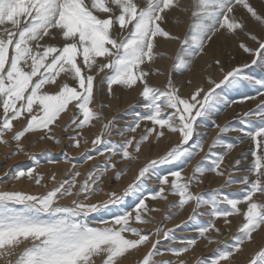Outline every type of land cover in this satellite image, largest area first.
Here are the masks:
<instances>
[{"label":"snow or ice","instance_id":"obj_1","mask_svg":"<svg viewBox=\"0 0 264 264\" xmlns=\"http://www.w3.org/2000/svg\"><path fill=\"white\" fill-rule=\"evenodd\" d=\"M240 11L243 15H237ZM177 12L187 16L183 34L166 28ZM249 20L264 30V13L250 0H189L187 5L183 0H0V144L15 145L6 158L23 154L34 160L22 143L30 134L61 144L54 132L66 113L71 114L62 131L69 133L68 147L79 150L83 142L90 145L86 151L104 157L83 180L78 165L68 158L64 162L70 168L60 180L55 173L47 178L39 173L38 162L36 167L6 171L4 176L13 182L27 180L46 191L0 190V259L5 264H121L127 255L145 247L148 250L138 264H187L186 254L204 241L222 247L214 248L210 257L199 258L197 264H233L243 246L252 243L253 234L264 229V201L259 199L264 197V75L256 73L257 69L264 73V35L255 34ZM181 23L175 20L177 27ZM241 35L245 40H240ZM217 36L235 39L236 48L249 59L225 69L215 58L208 67L214 64L220 79L209 75V87L197 86L187 96L181 95L174 74L192 71ZM58 39L59 44L49 42ZM161 43L175 44L174 51H160ZM227 55L235 58L231 52ZM158 59L171 61L164 88L149 84L150 76L165 74L153 67ZM97 77L109 97H114V85L139 89L143 113H134L126 126L118 128L115 117L103 115L106 105H99L101 110L93 107ZM187 84H192L191 79ZM244 86L254 89V94L232 100L220 95L229 89L239 92ZM250 100L259 103L241 114L240 127L215 125L218 133L207 152L202 142H194L199 120L212 117L221 104L231 107ZM14 122L22 127L17 130ZM96 124L101 128L89 141L84 130ZM228 133H238V143L251 142L250 153L244 154L252 158L246 169L239 168L241 159L230 169L224 167L225 157L237 147L224 139ZM171 135L177 142L139 167L131 182L119 191H104L109 173L119 183L139 162L145 145L151 147L153 140ZM113 136L121 137L120 141H113ZM201 152L204 155L189 176L183 175V168L162 175L155 172L162 165L190 163ZM96 159L86 155L85 163ZM239 171L245 175L233 179ZM209 173L224 183L207 194L193 192ZM150 181L158 189L145 195ZM234 185L240 186L239 196L223 192ZM101 193L106 198L94 202ZM169 196L177 199L168 204L163 221L146 231L155 221L153 213L161 211L147 201H168ZM130 197L137 198L134 207L121 212ZM66 199L69 203L62 204ZM189 205L187 221L192 222L194 235L178 239L175 229L187 221L167 230L164 222ZM104 212H110L111 219H97L96 214ZM201 217L205 222H200ZM233 218H239V223L231 238L215 239L213 234L222 235L217 221L231 231ZM165 256L169 258L156 259ZM248 264H264V247Z\"/></svg>","mask_w":264,"mask_h":264},{"label":"bare ground","instance_id":"obj_2","mask_svg":"<svg viewBox=\"0 0 264 264\" xmlns=\"http://www.w3.org/2000/svg\"><path fill=\"white\" fill-rule=\"evenodd\" d=\"M262 13H264V10L262 11ZM237 14L243 15V12L240 11V12H237ZM183 17H185V16L179 12L174 13L173 15H171L169 17V23L166 25V28L172 32L182 34V32L185 29L186 23L183 21V23H181V25L179 27H177L175 24V20L177 18L183 19ZM172 24L175 25V26L173 25L175 27L174 29L172 27H170V25H172ZM249 28L255 34L264 35V30H262L260 28V26L257 25L255 22L251 21V23H249ZM215 39H217V41L213 42L211 48L207 49L208 54L201 56V57H198L196 59L194 65H193L192 71L188 72L184 76H181V77L174 79L176 85L178 87H180V89H181V95L187 96L189 94V92H191L197 86L202 85L205 88L209 87V85H207V83H206V77L209 75L214 76V78L217 80L220 79V73H219V70L216 68V66L213 64L212 67H208V65L210 63H212V61L215 58L221 59L225 69L231 68L233 66H237L239 64H243L245 61H247L249 59L246 54L242 53L241 51H239L236 48L237 41L235 39H228V38H225L224 36H217V37H215ZM240 40H245V37H243L241 35ZM246 42H248L249 45L252 46V42H250V41H246ZM174 49H175V44H173V43H161V45H160V51H163V52L171 53L174 51ZM228 52H231L232 57H235V58L233 59V58L229 57L227 55ZM170 64H171V61L166 60V59H158L155 62L153 67L158 68L161 72H163L165 74L164 75H152V76H150L148 79H149V84L151 86L156 87V88H164L166 86L167 71H168ZM189 79H191V81H192L191 85L187 84V81ZM99 80H100V77H97V80H96L97 85L99 83L98 82ZM69 83L71 84V81H69ZM104 88H105V86H104ZM242 88L243 87H240V90H242ZM113 89H114V97H109L107 94V90L102 91L101 88H100V90L97 88L96 104H94L93 107L97 108V110H101L99 108V105H101V104L106 105L107 107H104L102 109L103 115L107 116L109 119L115 117L117 124H118V128H122L127 124V122H129L133 119L134 113H141V114L143 113L144 109L140 106L141 104H139V103L143 102V100L139 96V89L128 90V89H124L122 87L113 88ZM240 92H236L233 90L231 91V93L233 95L238 94ZM244 94H249V93H245V91H244L242 93V95H244ZM231 97L240 98L241 96L239 94L238 96H231ZM248 102L249 101H247L243 104H233L230 108H228V109L225 108L226 112H224L222 116H219V114H218L221 112V109L223 107V106H220L218 111L212 117H210V119H207L204 121L203 125L198 124V127H199L198 131H200L201 133L196 137L197 140L195 142L196 143H201V142L203 143L204 152L208 151L209 145L212 143L213 139L217 136L218 129L215 127V125L218 124L221 127H223L225 125H228L232 121H236V123H237L238 120L241 119V114L243 112L247 111L246 108H247ZM137 105H138V107L135 108V106H137ZM132 108H135V112H130L132 110ZM235 112H236V114L234 115ZM70 114L71 113H66V114L62 115V120L60 122L61 127H57L55 129V132H54L55 136L61 140V144L57 145L53 141H50L47 139L40 141L38 139L39 134H35V135L30 134L23 139L22 143L24 145L25 151L27 153H30L31 155L33 153H35L36 157H34L35 158L34 160H29L28 157L23 155V154L16 156L14 159H7L6 158L7 155L10 154V152L15 149V145L12 144L11 148H9V147L4 146L3 144H0V166H2L3 163H7V165L0 172V177L4 178L5 177L4 173L6 171H9V169L13 170L15 168L36 167L37 162H38L39 167L37 168V171L41 174H44L46 178L48 176H50L52 173L56 174L57 180L65 178L66 170L70 168V165L64 162L66 159L64 156H66V154L69 155V159L70 158H76L77 159L78 157L81 158L82 157L81 153L83 152L86 155L89 152V151H86V149L90 148V145H84L83 142H81V147L79 150H77L75 148H68L67 147L68 148L67 151L69 153L63 154V152H62L63 156H61L60 158L55 157V156H57L55 154L57 152H59L60 149L63 147V144L69 145V141L67 139V136L69 135V133L63 132L62 127L68 123L69 118H70ZM229 116L231 117L230 119H229ZM126 119H128V120L126 121ZM15 125L17 126V127L15 126L17 129H20L22 127V123H20L19 125H17V123H15ZM143 126L144 125L142 124L141 128H143ZM100 128H101V124H96V126L93 128L85 129L83 135L89 141H91V139H93L94 136L96 134H98ZM231 134H234L235 137H231L230 136ZM135 135L138 139V137L141 135V130L138 129L137 132L135 133ZM238 137H239L238 133H228L224 136V139L230 138V140L234 139L233 141L237 142ZM5 138H8V137H5ZM62 138H65V139H62ZM112 139H113V141L118 142V141H120L121 137L113 136ZM176 142H177L176 136L171 135V136H167L164 139H161L159 142H156L153 140L151 143V147H149L148 145H145L143 147V151L140 154L139 162L135 166L128 169L127 175L123 176L121 178V180L119 181V183H117L114 180L112 173H109L106 176L105 180L103 181L104 191H110V190L119 191V190H121L124 186H126L129 182H131L133 180L134 175L136 174V171L139 167H141L148 160L155 159V158L163 155ZM249 144H251L250 141H246L241 146L233 149L225 157L224 167L230 169L235 164V161L237 159H241L242 163L239 167L244 166L246 169L252 162V160L243 162V160L247 159V158H245L244 154L251 151V148H250L251 145H249ZM32 145H34V146H32ZM49 150H51V151H49ZM216 151H221V149H216ZM204 152H201L199 155L196 156L194 161L191 164H189V166L183 171V175H185V176L191 175L192 169L194 168L196 163L201 160V158L204 155ZM53 158H55V160H53ZM80 158L78 161H72V160L71 161H72V163H75L78 165V168H79L80 172L82 173L80 180H83L84 174L87 173L88 170L93 167V165H94L93 163L99 159H102L103 157L97 158L96 160L91 161L85 165L79 163V161L81 160ZM28 161H30V163H31L30 165H26L27 164L26 162H28ZM19 164L20 165L23 164L24 166L18 167ZM96 164H99V162H96ZM119 167H121V169H123L125 167V165L121 164V165H119ZM166 167L168 168V166H166ZM175 167L176 168H174V169L171 168V169L172 170H178V169L182 168V165L178 164ZM161 169L164 172L167 171L166 169L165 170H163V168H161ZM155 172H156V174H161V171L158 172L157 169ZM225 174L227 175V172ZM242 174L245 175L244 172ZM206 175L203 177V183L201 185L197 186L194 189V192L203 191L206 189V186L219 188L220 185L224 183V179L221 177L215 176L214 173H210L207 176ZM233 177H236V174ZM53 186L54 185L49 184V188H51ZM152 187L155 188V190L153 189L154 191H156L158 189V186L154 181H150V182L146 183L144 191H145V189H147V191L144 192L145 195L152 192ZM234 188H236V187H234ZM237 188H239V185H237ZM231 189L230 188L224 189V193L232 194L235 196H239L241 194L240 189L237 190V191H239V192H237L238 194L236 192H232L233 190H231ZM0 190H23L26 192H33V193H41V192L46 191L45 188L36 187L32 183L28 182L27 180L20 181V182H13L11 180L7 183L5 182V184H0ZM105 198L106 197L103 195V193H101L100 195L94 197L93 201L95 202V201L103 200ZM173 199L176 201L175 198H169L168 201H151V200L147 201V203L149 204L150 207L160 208L161 211L153 213V216L155 217V221L153 224L147 226V228L145 229L146 231L149 229L154 230L155 227L159 226V223L161 221H163V217H164L165 212L167 210L168 203L170 202V200H173ZM259 199L264 201V197H259ZM61 203L62 204H68L69 200L68 199L63 200V201H61ZM173 211H176V210L174 209ZM190 212H191V205L186 206L185 210L179 215V217L177 219L164 222L165 229L167 230L168 228H175V225L180 224L181 221H184L187 219ZM105 213H106V215H105ZM105 213H104V215L99 214L97 216V219H100V218L107 219L108 217H110L109 216V215H111L110 212H105ZM108 219H111V218H108ZM205 220H206V218L201 217L200 222L203 223V222H205ZM238 223H239V218H233L231 231H229L228 229H226L222 225V223L220 221H217V226L220 227L222 235L221 236H215V234H213L214 238L218 239V240L230 239L232 234H234L236 232ZM190 224L193 225L192 222H190ZM187 225L186 224L182 225L181 228H183L184 230H179V228H176L175 232H176V230L180 231L179 232L180 234L178 233V235L182 236V237H184V236L189 237L191 235H194V233L189 232V231H188V233L182 232V231H187V229L184 228V226L187 227ZM153 239H155V238L153 237ZM203 244L206 245V243L204 241H201L198 244V246H196L194 248L193 251L186 254V256L184 258L187 260V264H197V260L199 259V256L197 253L201 251V249L199 247ZM207 246L209 248L207 251H212L214 248H216L220 245L212 244V245H207ZM262 246H264V229L260 230L258 233L253 234L252 243L245 244L243 246V251L241 253L237 254L233 258V264H247L251 255H253V253L258 251ZM149 247H150V245H149ZM147 250H148V248L142 247L138 251H135V252L127 255L126 258L122 259L121 264H138V261L143 257V255L147 252ZM210 253L211 252H207V254H204V255H206V257H210V256H207ZM15 258L16 257H12L11 259L14 260ZM0 264H5V261L3 259H0ZM98 264H99V262H98Z\"/></svg>","mask_w":264,"mask_h":264},{"label":"rangeland","instance_id":"obj_3","mask_svg":"<svg viewBox=\"0 0 264 264\" xmlns=\"http://www.w3.org/2000/svg\"><path fill=\"white\" fill-rule=\"evenodd\" d=\"M250 2L253 4V6L259 11V12H261L262 13V11L264 10V0H250ZM183 3L185 4V5H187L188 3H189V0H183ZM238 15V14H237ZM181 21H184L185 23L187 22V16H185V17H183V19H180ZM253 22V21H252ZM249 23H251V20H249ZM174 24H172V25H170V27H172L173 29L175 28L174 26H173ZM186 27V26H185ZM181 34V33H180ZM182 34H183V32H182ZM217 41V39H215L214 38V42H216ZM50 43H56V44H59L61 41L58 39L57 41H49ZM240 65V64H239ZM251 71L252 70H249V72H250V74H251ZM188 73V72H187ZM187 73H184V74H174V79H176V78H178V77H181V76H184V75H186ZM256 73L257 74H259V75H264V73H260V71L257 69L256 70ZM98 82H100V80L98 81ZM97 85V84H96ZM118 87H120V86H118V85H114L113 86V88H118ZM97 88L100 90V83H98V85H97ZM104 90H106V86H105V88H103L102 89V91H104ZM231 89H229L228 90V92H221L220 93V95L222 96V97H224V99H227V100H232V99H240V98H235V97H231V96H238L239 94H240V96H242V93L245 91V93H249V94H254V89H252V88H250V87H247V86H244L243 88H242V90H240L239 89V92L240 93H238V94H235V95H233L232 93H231ZM143 102H141V103H139V104H142ZM259 103V100H250L249 102H248V104H247V111L248 110H250V109H253V108H255L256 107V105ZM141 106V105H140ZM220 106H223L222 107V109H221V112L220 113H218L219 114V116H222L223 115V113L224 112H226L225 110L226 109H228V108H230V107H227V106H225V105H223V104H221ZM219 106V107H220ZM136 107H138V105L137 106H135V108ZM135 108H132V110L130 111V112H135ZM226 108V109H225ZM236 114V112L234 113V115ZM231 117L229 116V119H230ZM207 119H210V118H204V119H201V120H199L198 121V124H200V125H203L204 124V121L205 120H207ZM128 119H126V121H127ZM203 121V122H202ZM239 122V123H238ZM238 122L236 123V121H232V122H230L228 125L229 126H231V127H240V120H238ZM128 123V122H127ZM20 123H17V125H19ZM16 126V125H15ZM126 126V125H125ZM17 127V126H16ZM205 127V126H204ZM199 127H197V131H196V135H195V139H194V142L197 140L196 139V137L201 133L200 131H198L199 129H198ZM17 129V128H16ZM17 130H19V129H17ZM231 137H235V135L234 134H231L230 135ZM139 138V137H138ZM62 139H65V138H62ZM227 141H231L232 143H236L237 144V147H239V146H241L242 144H244V143H238V141L237 142H234L233 140H230V138L229 139H226ZM246 141H248V140H245L244 142H246ZM251 143V142H250ZM249 145H251V144H249ZM65 147V148H64ZM68 145L67 144H63V147L60 149V151L59 152H57L55 155H57V156H55L56 158L57 157H61V156H63V154H65V153H69L68 151H67V149L68 148H70V147H68ZM251 147H252V145H251ZM250 147V148H251ZM49 151H51V150H49ZM62 152H63V154H62ZM247 153H250V152H247ZM34 154V155H33ZM32 155L34 156V157H36L35 156V153H33ZM86 155H93V156H97V158H101V157H99L98 156V153H95V152H91V151H89ZM85 155V156H86ZM85 156H82L81 158L80 157H78L77 159L76 158H70L72 161H78L79 160V158L81 159L80 161H79V163L80 164H87V163H85ZM65 158H68L69 159V155H67L66 154V156H64ZM52 158V157H51ZM196 158V157H195ZM194 158V159H195ZM194 159L190 162V163H187V164H181L182 165V168H183V170H185L188 166H189V164H191L193 161H194ZM202 159V158H201ZM53 160H55V158H53ZM103 160H104V157L102 158V159H99V160H97L96 162H99V164L100 163H102L103 162ZM249 160H252V158H251V156L250 155H248L247 156V159H245V160H243V162H246V161H249ZM201 161V160H200ZM96 162H94L93 164H96ZM199 162V161H198ZM197 162V163H198ZM27 164L26 165H30L31 163H30V161H28V162H26ZM196 163V164H197ZM7 165V163H3V165L2 166H0V172L3 170V168L5 167ZM121 165V164H120ZM24 165L23 164H19L18 165V167H23ZM166 166H168V168L166 167ZM176 165H162V166H160L159 168H157V171L158 172H160L161 171V174H164L163 172L164 171H162V169L161 168H163V170H168V169H174V168H176L175 167ZM166 167V168H165ZM195 167V166H194ZM121 168V167H120ZM165 168V169H164ZM240 169H245V167L244 166H241V167H239ZM16 169V168H15ZM160 170V171H159ZM179 170V169H178ZM11 171V169H9V172ZM156 171V170H155ZM243 171H239V172H237L236 173V177H233V179H236V180H239L242 176H243ZM210 174V173H209ZM208 175V174H207ZM206 175V176H207ZM1 178V177H0ZM9 181H11V179H10V176H8V177H4V178H2V180H0V184H5V182L7 183V182H9ZM197 186H194L193 187V192H194V189L196 188ZM234 187H236V188H234ZM155 190V188H153L152 187V191H154ZM212 189H215L214 187H207L206 186V189L205 190H203V191H200L199 193H203V194H207V193H209ZM231 189V188H230ZM238 189H240V186H239V188H237V185H234L233 187H232V189L231 190H233L232 192H239V191H237ZM145 191H147V189H145ZM144 191V192H145ZM223 192H224V189H223ZM238 194V193H237ZM169 198H175V199H177L176 197H172V196H169ZM136 197H130L126 202H125V205H123V206H121V208H120V211L122 210V211H131L132 210V207H134V205H135V203H136ZM130 201V202H129ZM175 202V200L173 199V200H170V202L169 203H171V202ZM168 203V204H169ZM130 204V205H129ZM127 205V206H126ZM124 209V210H123ZM126 209V210H125ZM121 211V212H122ZM105 213V212H104ZM104 213H99V214H102V215H104ZM99 214H96V216H98ZM105 215H106V213H105ZM112 215V214H111ZM111 215H109L110 217H108V218H111ZM179 216H177L175 219H177ZM107 218V219H108ZM175 219H173V220H175ZM201 219V218H200ZM184 221H187V219L186 220H184ZM190 222L191 221H187V223H185L186 225H187V227H185L184 226V228H186L187 229V231H182V232H184V233H188V231L189 232H192L193 233V231H192V228H193V225H191L190 224ZM191 225V226H190ZM179 230H184L183 228H179ZM177 232V233H176ZM176 232H175V236L178 238V239H180V238H186L187 236H184V237H182V236H179L178 235V233L180 232V231H178V230H176ZM180 234V233H179ZM201 242V241H200ZM199 242V243H200ZM198 243V244H199ZM167 245V242H163L162 243V246H166ZM177 247H179L180 245H176ZM198 246V245H197ZM218 247H222V245H220V246H218ZM262 247H264V246H262ZM261 247V248H262ZM200 249H201V251L200 252H198L197 254H198V256H199V258H205L206 257V255H204V254H207V252H211L209 255H207V256H211L212 254H213V252L212 251H207L209 248H208V246L207 245H205V244H203V245H201L200 247H199ZM217 248V247H216ZM254 254V253H253ZM252 256V255H251ZM169 257H167V256H165V257H157L156 259H157V261H159V260H162V259H168ZM248 264V263H247Z\"/></svg>","mask_w":264,"mask_h":264}]
</instances>
